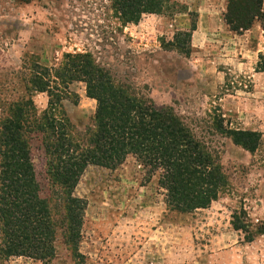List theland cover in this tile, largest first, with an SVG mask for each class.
Listing matches in <instances>:
<instances>
[{"label":"rangeland","instance_id":"374dc122","mask_svg":"<svg viewBox=\"0 0 264 264\" xmlns=\"http://www.w3.org/2000/svg\"><path fill=\"white\" fill-rule=\"evenodd\" d=\"M163 6L124 26L109 0H0V132L11 121L22 126L28 102L37 116L53 102L56 115L78 130L91 125L97 103L85 83L74 81L65 91L49 84L50 94L59 90L55 98L37 93L34 81H53L68 55L88 52L112 78L193 126L221 167L216 200L179 213L165 205L159 173L134 156L115 169L88 166L72 191L86 202L78 239L64 244L56 233L51 264H264V74L255 75L264 73V53L243 55L244 32H231L224 21L227 0H163ZM262 13L254 23L263 33L252 39L264 45V0ZM31 155L44 186V155ZM54 191L46 186L40 196L50 193L52 203ZM233 216L252 242L233 228ZM0 264L42 262L8 256Z\"/></svg>","mask_w":264,"mask_h":264},{"label":"trees","instance_id":"16d2710c","mask_svg":"<svg viewBox=\"0 0 264 264\" xmlns=\"http://www.w3.org/2000/svg\"><path fill=\"white\" fill-rule=\"evenodd\" d=\"M109 1L124 26L138 22L142 14L166 8L162 7L163 0ZM262 16V0H227L224 21L231 32L249 30ZM183 46L179 48L182 51ZM66 59L65 66L54 72L53 81L42 76L47 79L43 83L34 78L38 81L37 93L53 95L48 90L52 83L64 91L74 81L85 83L86 95L97 103L92 124L80 131L66 117L56 115L57 105L53 102H49L51 110L38 116L28 102L22 126L11 121L2 127L0 259L26 256L51 264L55 257L51 239L56 233L64 244L76 243L86 202L73 198L72 191L88 166L115 169L127 156H134L151 172L159 173L165 205L179 213L207 208L222 187L218 156L196 137L193 126L187 127L169 107L157 106L133 85L112 78L88 52ZM58 91L56 86L54 92ZM56 93L55 98L59 97ZM29 109L34 113L27 112ZM248 145L247 149L253 150ZM32 150L44 155V186L36 180ZM46 186L55 188L52 203L46 201L50 193L40 196ZM232 219L233 228L246 234V242H252L244 224L236 216Z\"/></svg>","mask_w":264,"mask_h":264},{"label":"crops","instance_id":"0c3cea01","mask_svg":"<svg viewBox=\"0 0 264 264\" xmlns=\"http://www.w3.org/2000/svg\"><path fill=\"white\" fill-rule=\"evenodd\" d=\"M258 29L261 31V33H263V30L257 25V23H254L249 30L245 31L242 36L240 35L241 36L240 38H243V41L238 40V42L242 43L241 47H242V50L244 52V54H243L244 56L247 55V53H248V56H249V53L253 54L254 52H256L255 53V58L257 59L258 54L264 53V45H262V43H259V40L255 41V40L252 39L254 37L255 33H257V35H260ZM240 53H242V52H240ZM252 62L253 61H251V60L248 61L246 63V68L248 66H252L254 64V63L252 64ZM243 74L245 75L244 76L245 78H247V76H249V73H247V72H243ZM257 74L261 75V74H264V73H256L255 75H257Z\"/></svg>","mask_w":264,"mask_h":264}]
</instances>
